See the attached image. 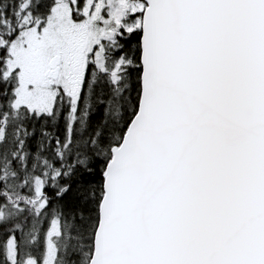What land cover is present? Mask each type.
<instances>
[{
    "label": "snow or ice",
    "instance_id": "6c2138e0",
    "mask_svg": "<svg viewBox=\"0 0 264 264\" xmlns=\"http://www.w3.org/2000/svg\"><path fill=\"white\" fill-rule=\"evenodd\" d=\"M0 264H264V0H0Z\"/></svg>",
    "mask_w": 264,
    "mask_h": 264
}]
</instances>
